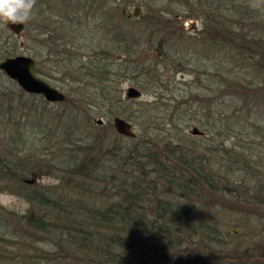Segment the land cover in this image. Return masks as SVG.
<instances>
[{
	"label": "trees",
	"instance_id": "16d2710c",
	"mask_svg": "<svg viewBox=\"0 0 264 264\" xmlns=\"http://www.w3.org/2000/svg\"><path fill=\"white\" fill-rule=\"evenodd\" d=\"M45 2L52 16L46 20L47 27L39 26L45 34L42 43L77 72L75 78L86 92L80 96L66 94L61 103L69 101L72 105L55 111L51 106L61 104L26 92L8 79L9 90L0 99V192L23 196L29 206L18 212L0 203V264H230L222 256L207 260L201 254L196 261L180 258L188 250L184 244L195 235H200L201 245L213 237L215 240L216 229L208 219L196 220L194 209L218 198L216 192L235 193L243 206H264V187L259 188L260 193L251 192L256 187L251 181L243 186L241 182L229 183L227 174V178L216 177L207 152H198L199 138L189 136L192 122L207 133L222 128L218 119H210L214 103L202 99L192 114L196 117L189 113L191 106L181 110L169 104L144 105L140 114L131 112L134 102L123 96L122 79L143 73L149 79L148 85L141 84L143 89L166 84L157 62L147 68L135 64L133 56L138 53L141 35L123 23L125 14L119 2L54 0L53 12L50 0H32V9L40 12ZM64 7L71 10L61 12ZM161 20L155 17L157 30L164 27ZM209 22L217 31L215 45L221 46L227 38L239 44L234 29L229 32L226 23L218 19ZM2 30L16 40L7 25ZM153 34L147 50L167 56L172 50L167 35L155 38V30ZM87 47H91L88 58L83 53ZM17 48V43L0 46V58L16 54ZM37 54L34 70L39 73ZM261 54L264 56V50ZM219 78L214 79L221 88ZM102 114L108 116V125L93 120ZM54 115L57 126L51 125ZM116 115L139 127L136 137L116 130ZM238 121L227 129L240 128ZM92 128L103 133H93ZM107 131L114 137L106 136ZM36 132L52 142L58 135L59 149L69 155L56 161L53 156L51 161L35 157V152L25 146L29 133ZM240 156L235 154L233 159ZM46 174H56L58 182H36V177ZM9 241L19 245L16 251L21 248L25 252L14 251ZM39 245L47 249L39 252ZM31 247L37 251L34 256L28 253Z\"/></svg>",
	"mask_w": 264,
	"mask_h": 264
},
{
	"label": "rangeland",
	"instance_id": "374dc122",
	"mask_svg": "<svg viewBox=\"0 0 264 264\" xmlns=\"http://www.w3.org/2000/svg\"><path fill=\"white\" fill-rule=\"evenodd\" d=\"M117 1L123 11L126 9L123 23L130 27L129 29L133 28L134 33L141 35V38H138L140 41L138 53L133 56L135 64L147 68L153 62H157L158 73H161L163 84H166L154 89H143L141 84L148 85L149 79L146 76L148 74L142 72L139 76L133 75L134 78L122 79L124 97L128 98L127 90L130 86L142 92L138 97L128 98L134 102L129 108L130 111L140 114V107L144 105L169 104L170 108L177 105L181 110L191 106L193 111L189 110V113L192 115L202 99H209L215 105L210 119H218L217 125H222V128H213L212 132L207 133L198 124L192 122L188 127L189 136L191 139L199 138L198 143L201 146L198 152H207L216 177H226L227 174L229 183L239 182L238 185L243 183V186L251 181L252 184H256L251 192L260 193L259 188L264 187V164H262L264 163V56L261 54L264 50V0ZM46 3L39 8L40 12L31 8L29 17L24 21L25 29L21 36H16L15 41L2 30V26H6V18L0 15V46L4 48L17 43L16 54H26L33 58L38 52L35 57L40 68L38 74L65 94L80 96L79 94L86 91L75 78L77 72L65 64L61 57L53 54L48 46L45 48L42 43L45 34H41L44 30L39 26L47 27L46 20L50 19V15L52 16V11L47 8ZM50 4L53 5L52 9L55 12L54 0H50ZM216 5L221 7L217 8ZM233 5L237 6V9H234ZM136 7H140L139 16L134 15ZM42 9L46 10L42 12ZM72 9L77 11L73 7ZM70 10L71 7H64L61 12ZM155 17H160L161 23L164 22L167 26L165 27L163 23L162 30H157ZM211 19L226 23L229 32L234 29L233 35L237 36L239 44L227 38V41H222L221 46L215 45L213 41L217 39V31L214 24L210 25ZM188 20H197V29H187L184 24ZM154 30L158 35L155 38L167 35L168 44H172V50L167 56H156L147 50L152 44L151 36L154 35ZM102 38L105 40V37ZM96 42L98 41H95V44ZM68 48L71 49L70 46ZM83 53L88 58L91 47L84 49ZM118 54L120 57L122 53L118 52ZM115 67L117 69V66ZM214 67L219 70L211 71L210 69ZM56 68L60 70L57 71ZM154 68L156 69L155 65ZM219 76H221L219 78L221 88L217 85L218 80L214 79ZM8 79L11 78L0 70V99L2 93L9 90ZM16 100L17 98H14V101ZM57 104L61 105L51 106L52 109H56L55 111H62L72 105L69 101L66 104L61 102ZM99 119L102 120L101 123L98 122ZM238 119L240 128L228 130L227 125L233 124ZM93 120L99 125H108L110 122L108 116L104 114L94 117ZM131 123L137 132L139 127ZM51 125H59L56 116ZM194 126H198L204 132L193 134ZM90 131L96 134L103 133L97 128H92ZM55 132L56 128L53 133ZM29 134L31 137L25 149L34 151L35 157L51 161L53 156L56 161L62 155H69L67 150L59 149L58 135L52 142L43 139L40 132ZM109 134L110 137H114L112 131L105 133L106 136ZM235 154H240V159H233ZM36 182L50 185L56 184L58 180L56 174H46L36 177ZM243 186L240 188L244 189ZM216 195L218 198H213L209 204L206 203L205 206L200 204L194 209L196 220L208 219L211 226L216 229L215 240L213 237L207 245H201L200 235H195L189 243L184 244L188 250L180 255V258L196 261L197 257L201 258V254H204L207 260L222 256L223 261L230 264H264V206L260 204L243 206L244 204L238 201L239 197L233 192H216ZM0 203L18 212L25 211L29 206L23 196L10 192H0ZM9 243L16 251L19 245L13 241ZM20 245L23 243L21 242ZM37 249L41 252L47 247L39 245ZM16 252L23 253L25 250L20 248ZM36 252L34 247L28 251L33 256Z\"/></svg>",
	"mask_w": 264,
	"mask_h": 264
},
{
	"label": "water",
	"instance_id": "95a60500",
	"mask_svg": "<svg viewBox=\"0 0 264 264\" xmlns=\"http://www.w3.org/2000/svg\"><path fill=\"white\" fill-rule=\"evenodd\" d=\"M140 11V7H136L134 15L139 16ZM6 24L16 36H21L25 29V22H12L6 19ZM184 25L189 30L197 29L198 21L188 20ZM34 65V58L26 54L7 55L0 58V70L16 81L26 92L39 94L51 102L64 101L66 98L65 92L37 74L34 70ZM141 93V90L133 86H130L127 90L128 98L138 97ZM98 122L101 123L102 120L99 119ZM113 122L119 133L129 137L137 136L133 124L126 118L116 115L113 118ZM203 132L198 126H194L192 129L193 134H202ZM30 181H33V179Z\"/></svg>",
	"mask_w": 264,
	"mask_h": 264
},
{
	"label": "clouds",
	"instance_id": "9594fccd",
	"mask_svg": "<svg viewBox=\"0 0 264 264\" xmlns=\"http://www.w3.org/2000/svg\"><path fill=\"white\" fill-rule=\"evenodd\" d=\"M31 8L32 0H0V15L12 22H24Z\"/></svg>",
	"mask_w": 264,
	"mask_h": 264
},
{
	"label": "flooded vegetation",
	"instance_id": "af4514ba",
	"mask_svg": "<svg viewBox=\"0 0 264 264\" xmlns=\"http://www.w3.org/2000/svg\"><path fill=\"white\" fill-rule=\"evenodd\" d=\"M126 10V9H125ZM125 10H124V12H125ZM34 61H35V59H34ZM35 66V65H34Z\"/></svg>",
	"mask_w": 264,
	"mask_h": 264
}]
</instances>
